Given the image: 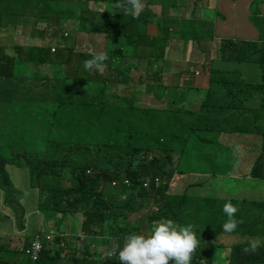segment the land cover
Here are the masks:
<instances>
[{
  "label": "trees",
  "instance_id": "16d2710c",
  "mask_svg": "<svg viewBox=\"0 0 264 264\" xmlns=\"http://www.w3.org/2000/svg\"><path fill=\"white\" fill-rule=\"evenodd\" d=\"M90 1L98 9H107L115 3V0H0V220L12 219L17 232L25 235L21 246L10 249L5 239L10 240L16 232L9 228L10 234L7 228L0 227V264H120L117 256L106 258L103 253L116 243L115 247H122L127 234L143 235L142 227L139 228L140 212L148 209L150 203L156 204L158 210L147 215L149 229L144 236L161 219H172L181 226L191 224L199 241L191 264H220L222 253L216 249L223 243L218 241L223 228L218 229L212 223L216 207L221 209L230 201L224 197L227 193H220L211 201L206 194L186 197L173 175L177 167L184 165L178 160L189 158L196 151L197 159L202 162L197 172L249 181L244 176L229 175L238 169V161L234 155L226 156L227 149L233 148L235 153L237 141L227 148H222L220 142L223 136L248 127L264 135L261 125L251 122L257 119L255 109L244 105L247 98L264 97V73L259 71V82L251 84L244 82L237 70L212 67V62L216 58L232 63L250 61L257 70L264 71V15L260 5L258 24H252L257 30L255 39L260 38L261 46L256 48L255 39L233 42L224 37L228 33L225 25L216 32L214 21L200 19L195 14V0H146L138 18L119 9L118 14L109 15L104 23L94 22L97 12L88 9ZM204 1L208 6L209 0ZM152 6L162 9L160 15L152 12ZM177 15L182 17L178 23L180 48L187 53L189 67L198 68L208 82L199 111L186 112L181 106L173 109L172 103H178L175 98L164 110L147 108L144 112L143 109L142 116L132 123L131 115L140 107L136 105L138 97H134L138 93L109 94L108 85L109 88L120 85L126 92L131 85L145 93L153 90V85L143 79L136 84L127 76L136 66L135 59H145L151 68L162 62L157 49L162 37L176 24L171 17ZM151 17H157L154 25L149 22ZM42 22H46L42 24L44 27L38 28ZM13 26L31 29L27 44L1 43ZM81 32H98L104 36L99 46L100 52L108 56L104 71L84 68L83 62L93 55L75 52L76 38ZM50 65L65 69L46 70ZM223 74L232 79L227 80ZM187 83L190 84V78ZM189 87H185V93ZM154 97L160 98L156 94ZM16 109L20 110V117L15 114ZM173 111L181 118L174 117ZM193 115L203 120L188 127L179 123ZM15 121H21L29 130L27 143L35 147L33 152L3 139L12 132ZM177 127L183 130V135L174 131ZM101 132L102 139L87 140ZM135 138L147 141L149 149L134 146ZM13 141L17 139L14 137ZM188 145H192L189 151ZM256 158L264 160V156ZM261 169L264 171V166ZM17 174L28 181L26 191L32 194L38 212L59 215L62 222L64 216L80 214L84 238L75 236L76 245L70 244L62 233L51 242L41 238L43 248L39 258L32 260L27 249L33 236L26 233L27 228L30 230V220L22 200L28 198L17 182ZM252 175H258L257 168ZM125 180L128 184H124ZM113 181L117 186H111ZM147 181L151 182L144 188ZM172 183L176 185L171 187ZM249 188H252L250 184L245 187ZM258 204L255 210L261 208L264 219V203ZM206 216L211 218L209 225ZM60 223L55 220L53 227ZM105 232L108 236L104 238ZM250 238L260 241L255 252L245 251ZM103 244L107 249L100 252ZM226 249L230 250L227 258L235 264H264V220L242 245Z\"/></svg>",
  "mask_w": 264,
  "mask_h": 264
},
{
  "label": "rangeland",
  "instance_id": "374dc122",
  "mask_svg": "<svg viewBox=\"0 0 264 264\" xmlns=\"http://www.w3.org/2000/svg\"><path fill=\"white\" fill-rule=\"evenodd\" d=\"M195 6H194V12L195 14H198V17H203L205 16V11L204 8L208 7L205 5V1L204 0H195ZM244 0H241V2H238V0H226L224 6L226 8H228V10L231 13V17L233 18V34L235 35L233 38L231 37V40L233 42H237V40H239L240 42H242L241 40H252V39H243L240 36H243L244 33L242 32L241 29H238V23L247 17L248 18V22L252 25V24H258L259 21V5H260V1L263 0H254L252 2L249 3L248 5V12H244L243 10V5L242 2ZM248 1H246L245 3H247ZM88 9L91 12H97L95 13V18H94V22H107L108 21V17L109 15H114V14H118L120 11L114 8V4H110L108 5L107 9H104V7H101L100 9H98V6L93 3V2H88ZM219 8L222 11V14H225V10L219 5ZM219 8L216 7L213 9H211L210 11L206 12V16L205 18L208 20H212L215 16L216 10L219 11ZM152 12L155 13L156 15H160L162 9L158 6H152L151 7ZM258 10V15H256V11ZM190 11V9H189ZM186 13H188L186 11ZM98 14V15H97ZM105 14H108L107 18L105 19L104 16ZM97 16V17H96ZM104 18V19H103ZM171 18H175L176 20V24L172 27H170L168 34H165L162 37L161 40V44H160V48L157 49L160 51V55L162 57V62H159L160 64L155 65V68H151L150 66L147 67V62L145 59H141V60H136V65L133 69H131V71H129L127 79L129 81H133L134 83L136 82L139 83V81H143L145 83H148L150 85H153V90L152 91H148V92H144V91H140V87H136L134 86L132 88V85L127 89V92L120 86L117 85L116 87L111 86L109 88L108 85V93L109 94H118V95H128V93H131L133 91L137 92L138 94H134V97L137 98V102L136 105H139L140 107H137V109H135L131 115V120L132 123H136L137 122V117H141L143 113V109L145 112V109L147 108H158L161 110L166 109V107L168 106V104L170 103V101L174 100L175 98H177V102L178 103H172V108H176L178 106L182 107L183 111H193V112H198L199 111V101L200 98L203 97V92L205 89H207V87L205 89H202L197 91L198 86L200 84L201 80H197L196 84L194 87L191 86V88L189 87L190 84L187 83L186 80L189 79V77L191 75H197L199 73V69L198 68H193V67H189L190 63L187 60V53L186 51H184V49L182 50L180 48V43H179V39H178V23H179V18H182L180 15H177L176 17H171ZM237 18H240L239 21L236 22ZM149 22H152V24L154 25L157 22V17H151L149 18ZM46 22H42L38 28H43L44 24ZM232 23L230 22V24H224L225 26H230L232 25ZM43 24V25H42ZM235 24V25H234ZM62 29V28H60ZM238 29V31L236 32V30ZM64 30V28L62 29ZM228 32V29L225 31ZM8 35L5 37V39L3 41H1V43L4 42H8V44H27L29 42V38L32 34L31 29L28 26H13L8 32ZM240 35V36H239ZM217 36L220 37L217 33ZM3 38V37H2ZM1 38V39H2ZM36 39L38 37H35ZM102 39V40H101ZM104 39V36L98 32H93V33H78L77 38H76V46H75V52L76 53H88V56H92L95 55L96 53L100 52V42L102 43ZM260 39V38H259ZM256 40L254 43L256 45V48H260L261 44H260V40ZM154 40V39H153ZM102 45V44H101ZM161 46H163V49H161ZM228 48L230 49L228 44L226 45ZM192 58L193 57V53H191ZM128 60L124 59V62H126ZM255 63V61H253ZM236 65H232L230 66L228 69H234L237 70L240 75L242 77V80L244 82L247 83H251V77L248 75L247 71L244 70L245 67L250 66V61H244L241 63L236 62ZM133 64V63H132ZM217 66L218 63L217 62H212V67ZM253 64V63H252ZM65 67L63 68H55L54 66L50 65L49 68H46V70L48 71H58V70H62L64 71ZM45 70V71H46ZM191 70V71H190ZM264 73V71H262L261 69L256 68V73L258 72ZM238 72H237V76H238ZM227 80H231L232 77H230L227 74H223ZM259 75V73H258ZM119 79H121V76L119 75ZM173 79V81H172ZM206 82V80H205ZM208 82H206L207 85ZM147 84V85H148ZM174 84H176V90L174 91ZM253 84V83H251ZM183 85H185V87H189L187 92L185 93V87H183ZM85 88V87H84ZM86 89V88H85ZM159 95L160 98H155L154 95ZM247 98V95L245 96ZM248 98L245 101V104H247L248 102ZM258 100V104H259V108L260 110L258 111H254V115L258 118V119H251V122L256 123L259 125V123H261L264 126V97L258 96L257 97ZM183 102V103H182ZM181 103V104H180ZM120 105V103H119ZM205 110L202 111V114L204 113ZM15 114L17 115V117H20V110L16 109L14 110ZM146 115V114H145ZM173 115L174 117H177L178 119L181 118V116L179 114H177L176 112L173 111ZM197 115V114H196ZM196 115L193 116H187L184 119H182L179 123L183 126V127H188L193 123H197L198 121H202L203 118L198 117ZM147 117V115H146ZM15 118V115H14ZM148 118V117H147ZM73 123L76 122L75 120V116H72V120ZM16 125L13 127V130L10 134L6 135L3 139L11 142L13 145H19L21 149H25L29 152H33L35 147L31 146L30 144L27 143V138L29 136V130L26 128V126H23L21 124V121H15ZM1 124V122H0ZM6 131V129H5ZM144 131L147 132V128L144 127ZM176 133H178L179 135H183L184 132L183 130H180L178 127L174 130ZM131 133H134L133 130H131ZM93 134V133H92ZM148 134V133H146ZM91 135V134H88ZM87 136V134H86ZM146 136H153V135H146ZM16 138L17 141H13V138ZM104 137V133H100L98 136H89L87 137V140L91 141V140H99L102 139ZM135 145L133 142V145L136 147H142L143 149H149L147 147V141H142L139 140V138H135ZM264 147V145H263ZM192 145H188V151L191 150ZM213 150H215L214 148H212ZM209 153V152H208ZM213 152H210L209 154L211 155ZM234 151L233 148H230L229 150H227V154L226 156H232L234 155ZM184 163V165L180 168V169H176L178 170L176 172V175H181L182 174V178H181V182H180V192L182 195H184V193L186 194V197L189 195L191 197H198L201 195V187L199 185H194L196 178H202V180L198 183L201 184L202 182L208 180L211 178V176H207L206 174L202 173V171H198L197 170L200 168V164L202 163L199 159H197V153L196 151L194 152L193 155L189 156V158H185L182 160H178ZM255 168L259 167V163H255ZM243 174H244V178L246 176H249L248 174V166L243 168ZM65 176L68 178V172L64 173ZM18 176V180L17 182L20 184V187L23 189V193L26 195V198H28V200H23L24 204L27 206L28 208V217H29V227L30 230L27 228L26 233L29 234L30 236H34L37 232H47L49 233L48 235L52 237L51 240H46L47 242H51L54 238V236H58V234L65 233L66 235H81L82 233V226H81V215L80 214H73V215H67L64 216V219L62 222L61 218L59 215H49L43 211L38 212L34 203H33V196L31 193H28L26 191V189L28 190V181L26 179H24L21 174H17ZM174 176V175H173ZM254 181L253 177L249 178V181L247 179H240L238 181L237 184V180H231L230 178H228L227 176H215L211 182V193H209L208 191H206V196L208 197V199L211 201L212 200V195L214 196L218 189L220 188H225L228 190L233 191V189L236 187L233 195L236 196V203H237V207H238V212L236 213L235 218L238 221H241V223L238 224V227L236 228V230L233 233H225L224 231H222V237L218 236V241L222 240L223 243L222 245L216 249V251L218 253H222V261L220 262V264H235V261L233 259H229L227 258L229 251L228 249H226L227 247L229 248H235V246H240L244 243L246 237H243L245 230L247 228H257L259 227V225L262 223L263 216L261 214L260 209L261 208H257L255 210V212L253 213L252 216H249V203L250 201L246 200V189L245 187L247 185H251V182ZM254 186L256 188H264V180H259V181H254ZM67 185V184H66ZM174 185H176L175 183L171 184V187H173ZM113 187V185H111ZM116 186V185H115ZM188 190V191H186ZM185 196V195H184ZM148 209H143L140 212V217L142 220V223L140 225L139 228L142 227V234H145V231L149 229V227L146 226V217L148 214L156 212L157 209V205L150 203L149 206L147 207ZM213 223L212 226H216V228H223V224L225 223V221L227 219H225L222 215H221V211L220 209H218L216 207L215 212L213 214ZM11 221L8 222H4L2 220H0V227L3 228L5 230V228H7L9 230V228H11L14 232H16L15 235H13L10 240L5 239L7 244H9L10 249H14L16 247H19L22 245L23 243V239H24V234L23 233H18L17 230L15 229V227H13L12 223L13 220L10 219ZM55 220H59L61 223V225H58L57 227H53ZM211 222V218H209L208 216H206V224L209 225ZM204 228L206 229L207 226L204 225ZM67 230H70L69 232H67ZM211 230H215V229H211ZM10 231V230H9ZM11 234V231H10ZM13 234V233H12ZM108 233L105 232V236ZM41 238H44V236H41ZM64 238H66V236H64ZM71 239V237L67 238ZM8 240V241H7ZM45 240V238H44ZM104 241V239H103ZM41 242V240H40ZM81 242V241H80ZM120 242V241H118ZM70 244H75L76 245V240H69ZM117 245V243L115 244ZM112 246V248L115 247ZM43 246L41 243V248L38 252V256L36 259L39 258L40 255V251L42 250ZM105 249H107L106 245L103 244L99 251H104ZM35 260V259H32Z\"/></svg>",
  "mask_w": 264,
  "mask_h": 264
},
{
  "label": "clouds",
  "instance_id": "9594fccd",
  "mask_svg": "<svg viewBox=\"0 0 264 264\" xmlns=\"http://www.w3.org/2000/svg\"><path fill=\"white\" fill-rule=\"evenodd\" d=\"M146 5V0H115L114 8L119 10L123 9L124 14L131 15L134 18H138L144 7ZM108 56L104 52H98L91 59L85 60L84 68L88 71L96 70L98 72L104 71L107 67L105 61H107ZM255 164V163H254ZM248 165V174L246 176L248 179L254 176L252 173L256 170L255 165ZM177 169V168H176ZM177 171H175L174 175ZM243 168H238L229 175L232 177L244 176ZM183 173H181L182 175ZM215 176H211V182ZM228 177V176H227ZM229 178V177H228ZM202 178H196L194 184H196ZM237 180V184L239 179ZM151 181L145 182L147 185ZM210 182V184H211ZM124 184H128V181L125 180ZM144 184V183H143ZM113 186H117V182H112ZM144 186V185H143ZM159 185L156 186V188ZM147 187V186H146ZM144 186V188H146ZM237 187V186H236ZM236 187L233 191L222 188L217 191V193L213 196L216 197L220 193L224 194L225 198H228L230 201L225 203L220 211L221 215L227 220L223 224V231L225 233H233L238 224L241 221H238L235 216L238 212V208L236 207V196L233 195ZM191 197V196H190ZM254 207L250 210L252 213L249 216H252L255 212ZM254 228H247L246 233L250 234ZM62 233V232H61ZM49 233L47 232H37L30 240L29 245L31 247L32 241L35 239H41V236H44L45 240L46 236ZM63 237L66 238L71 237L69 240H74L75 236H79L80 240L84 238L82 235H66L62 233ZM74 238V239H73ZM52 237L50 238V240ZM78 242V240H76ZM42 243V242H41ZM199 245V241L196 237V233L194 231V226L191 224L181 226L176 224L172 219H161L156 221L150 233L147 236L138 235L135 233H130L124 236L123 246H116L107 251H104L103 255L106 258H110L112 256H117L120 264H169L171 261L172 264H191L193 253L196 251ZM249 248L245 249V251L255 252L260 245V241L258 238H250L249 239ZM43 246V244H42Z\"/></svg>",
  "mask_w": 264,
  "mask_h": 264
},
{
  "label": "crops",
  "instance_id": "0c3cea01",
  "mask_svg": "<svg viewBox=\"0 0 264 264\" xmlns=\"http://www.w3.org/2000/svg\"><path fill=\"white\" fill-rule=\"evenodd\" d=\"M226 0H209V5L208 7L204 8L205 11V16H206V12L210 11L211 9L214 10V8L218 7L219 5L225 10V14H222L221 9L219 8V11L216 10V13L218 16H214V18L211 21H214L215 27H216V32L218 30V27H220L221 25L226 24H230V22L232 23L233 18L231 17V13L228 10V8H226L224 6ZM229 1V0H228ZM246 1H248L247 3H245ZM254 0H244L242 2L243 5V10L244 12H248L247 8L250 2H252ZM238 2H241V0H238ZM260 11L261 14L264 15V3L260 4ZM215 13V15H216ZM185 16H186V11H185ZM203 17H199L200 19H205ZM240 18H237L236 22L239 21ZM235 25V24H234ZM238 29H241L242 32L244 33L243 36H240L243 39H255V37L257 36V30L255 29V27L253 25H251L248 22V18L244 16V19L241 20L238 23ZM238 29L236 30V32L238 31ZM233 30V23L232 25L228 26V33L227 34H223L224 37H228L227 39H230L231 37L233 38L235 35L232 32ZM214 62H217L218 65L217 66H213L216 68H220V69H225V68H229L232 65H236L237 63H232V62H227V61H221L220 59L216 58ZM256 64H252V62H250V66L245 67L244 70L247 71L248 75L251 77V83L253 84H257L259 82V75L258 73H256ZM190 85L191 83H194V86L196 84L197 80H201L200 84L198 86L197 91L202 89H205L207 87L206 82H205V78L201 77V74L198 73L197 75H191L190 77ZM189 80V79H188ZM186 80V81H188ZM173 81V79H172ZM192 86V87H194ZM202 101V98H200L199 101V106L200 103ZM247 107L249 108H253L255 109L254 111H258L260 110L259 108V104H258V100L257 97L253 98L252 100H248ZM257 118V117H256ZM258 119V118H257ZM259 125H261L263 132H264V126L259 123ZM234 140L237 141V146H236V152L234 154L235 158L238 161L237 167L239 168H244L250 164H254V163H259V167L257 168V172L258 175L254 177V181H259V180H264V171L261 169L262 166H264V160L262 159L261 161H258V159L256 157H261L264 156V135L260 136V134L258 132H254L252 130H250V127H248V130H242V132L236 133L234 135H226L222 137V141L220 142L221 147H230V146H234ZM229 150V149H227ZM178 168V167H177ZM181 178L182 175H174V181L176 180V183L180 185L181 182ZM202 178V177H201ZM254 181L251 182V189H246V200L250 201L249 203V215L252 213L250 210H252L254 207H258L260 204H258V202L260 201V203H264V188H256L254 186ZM211 179H208L206 181H204V184L199 185L201 187V195L206 194V191H208L209 193H211ZM194 185H198V184H194ZM222 189V188H220ZM218 189V190H220ZM205 190V191H204ZM188 191V190H186ZM184 195H186L184 193ZM200 195V196H201ZM190 197V195H189ZM199 197V196H198ZM213 197V195H212ZM249 234L244 233L243 237H248Z\"/></svg>",
  "mask_w": 264,
  "mask_h": 264
},
{
  "label": "built area",
  "instance_id": "2783aa9c",
  "mask_svg": "<svg viewBox=\"0 0 264 264\" xmlns=\"http://www.w3.org/2000/svg\"><path fill=\"white\" fill-rule=\"evenodd\" d=\"M145 187L147 186L146 183L143 184ZM51 236L47 235L46 239L50 240ZM33 243L31 244V247L29 246V248L27 249L28 255L29 257H31L32 259H36L38 256V252L41 248V242L39 239H35L32 241Z\"/></svg>",
  "mask_w": 264,
  "mask_h": 264
}]
</instances>
